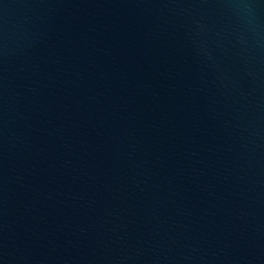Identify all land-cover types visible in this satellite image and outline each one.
Wrapping results in <instances>:
<instances>
[{
	"label": "water",
	"instance_id": "1",
	"mask_svg": "<svg viewBox=\"0 0 264 264\" xmlns=\"http://www.w3.org/2000/svg\"><path fill=\"white\" fill-rule=\"evenodd\" d=\"M0 264H264V0H0Z\"/></svg>",
	"mask_w": 264,
	"mask_h": 264
}]
</instances>
